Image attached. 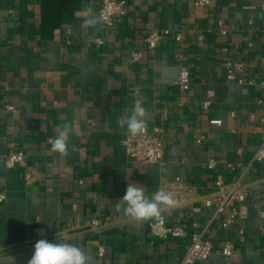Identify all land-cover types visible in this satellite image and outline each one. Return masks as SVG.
I'll list each match as a JSON object with an SVG mask.
<instances>
[{
    "label": "crops",
    "instance_id": "0c3cea01",
    "mask_svg": "<svg viewBox=\"0 0 264 264\" xmlns=\"http://www.w3.org/2000/svg\"><path fill=\"white\" fill-rule=\"evenodd\" d=\"M125 1L114 26L93 29L82 27L83 9L98 13L102 0H0V264H28L40 239L76 244L89 264H173L195 233L214 244L195 264H264V164L249 166L264 141V0ZM163 30L170 33L151 52L144 39ZM135 50L144 56L132 64ZM181 67L190 72L188 91L177 84ZM136 99L147 128L164 129L163 166L126 153L127 131L116 121ZM66 122L81 134L64 156L49 139ZM17 151L25 165L8 168L5 156ZM219 176L248 192L230 204L238 216L229 227L205 205ZM178 177L191 192H171L175 204L162 215L184 236H154L150 220L134 221L115 205L129 183L151 198ZM227 242L231 257L221 253Z\"/></svg>",
    "mask_w": 264,
    "mask_h": 264
},
{
    "label": "built area",
    "instance_id": "2783aa9c",
    "mask_svg": "<svg viewBox=\"0 0 264 264\" xmlns=\"http://www.w3.org/2000/svg\"><path fill=\"white\" fill-rule=\"evenodd\" d=\"M210 3L211 0H196V4L201 7L208 6ZM98 14H103L104 16L102 24L106 28H111L114 26L115 18L126 14V1L102 0ZM169 33V30H163L162 32L154 31L148 34L144 39L146 47L151 52H155L163 36ZM95 43L97 46H101L104 40L100 37L95 39ZM143 56L141 50H135L129 54L128 59L130 63L137 64L143 59ZM177 84L182 91H188L190 89L191 77L186 67L180 68ZM262 85H264V82H262ZM209 104L210 102H204V108H208ZM262 122L264 123V117L262 118ZM210 123L213 125H221L222 121L211 120ZM164 134V129L161 126H154L152 129L147 128L144 134L136 137L127 134L124 145L128 157L137 163L163 166L165 164V150L163 147ZM202 140L203 138L200 139V142ZM4 162L8 168L24 166L26 163V154L23 151L10 152L5 156ZM255 164H264V141L258 147L249 166ZM216 165L217 161L215 159L209 160V169H214ZM228 166L235 169L234 164H229ZM27 180H31L30 175H27ZM215 186L218 194L214 198L205 200V205L208 207H215L216 215L224 216L223 226L229 227L238 216V207L236 205L230 206V204L244 203L248 198V192L238 183H226L221 176L216 179ZM163 189L180 195H187L191 192V188L188 187L180 177L176 178L174 181L164 183ZM6 199V193L0 190V206L5 203ZM260 217L262 219L261 231L264 234V211L260 212ZM91 224L92 226H99L101 222L98 219H94ZM149 229L154 236L163 240L169 237L184 236L186 233L182 226H168L166 217L162 214L159 220L152 219L149 221ZM233 248V244L227 242L221 249V253L226 257H231ZM104 253L105 251L101 247L98 251V255L102 257ZM213 253V242L205 238L203 234L195 233L192 235L191 243L187 246L183 258L173 264H195L199 261L208 260Z\"/></svg>",
    "mask_w": 264,
    "mask_h": 264
},
{
    "label": "clouds",
    "instance_id": "9594fccd",
    "mask_svg": "<svg viewBox=\"0 0 264 264\" xmlns=\"http://www.w3.org/2000/svg\"><path fill=\"white\" fill-rule=\"evenodd\" d=\"M82 15L84 28L98 29L104 20L103 14L96 13L90 5L84 7ZM134 95L139 94L134 93ZM142 104V100L136 99L130 109L121 113L116 121L118 127L126 129L127 134L132 137L144 134L147 129V110ZM80 134L78 123L66 122L60 125L56 135L49 139L51 151L67 156L71 137ZM174 204L175 200L171 192L157 190L149 198L143 186L129 183L125 194L115 205L130 219L143 222L151 219L159 220L164 209ZM28 264H89V257L76 244L40 239L34 245V252Z\"/></svg>",
    "mask_w": 264,
    "mask_h": 264
},
{
    "label": "water",
    "instance_id": "95a60500",
    "mask_svg": "<svg viewBox=\"0 0 264 264\" xmlns=\"http://www.w3.org/2000/svg\"><path fill=\"white\" fill-rule=\"evenodd\" d=\"M187 204H189V203H183V204H180L179 206H183V205H187Z\"/></svg>",
    "mask_w": 264,
    "mask_h": 264
}]
</instances>
